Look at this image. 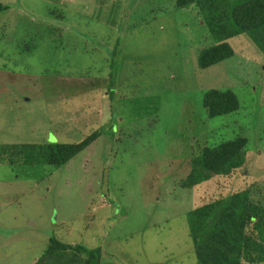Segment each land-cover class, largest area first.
Here are the masks:
<instances>
[{
    "label": "rangeland",
    "instance_id": "374dc122",
    "mask_svg": "<svg viewBox=\"0 0 264 264\" xmlns=\"http://www.w3.org/2000/svg\"><path fill=\"white\" fill-rule=\"evenodd\" d=\"M0 2L14 7L0 12V264H35L52 235L101 248V264H198L189 211L244 189L264 206V55L247 35L200 69L198 51L215 40L174 0ZM111 75L122 101L109 97ZM210 89H233L240 109L208 119ZM120 110L123 142L98 138L59 168L8 158L25 144L78 142ZM239 135L242 167L182 188L193 143Z\"/></svg>",
    "mask_w": 264,
    "mask_h": 264
},
{
    "label": "trees",
    "instance_id": "16d2710c",
    "mask_svg": "<svg viewBox=\"0 0 264 264\" xmlns=\"http://www.w3.org/2000/svg\"><path fill=\"white\" fill-rule=\"evenodd\" d=\"M174 1L175 10L197 9L201 22L208 27L210 35L215 40L214 44L198 51L197 65L200 69H206L234 56L235 50L229 39L242 34L247 35L264 55V0ZM50 7L52 12L59 10L55 4H50ZM12 8H14L12 5L0 2V12ZM148 19L149 17H146L138 24L147 23L150 21ZM152 19H156V16ZM134 27L135 24L132 28ZM115 42L110 58L112 68L120 38ZM107 90L111 101L117 99L122 101L127 97V93H123L122 89L117 91L112 75ZM127 100L131 102L133 99L127 98ZM202 105L206 109L207 118L213 119L237 112L240 109V100L233 89H210L204 92ZM120 114H122L121 110L111 112L107 120H100L95 126L97 128L78 142H48L37 150L39 146L25 144L21 149L26 150H16V153L10 154L8 158L15 162L20 158L18 155L20 154L24 157V165L43 164L55 168L62 167L98 138L107 136L109 142L114 141V136L117 135V142H123L125 139L117 134L118 131H123V125L119 126ZM115 126L120 127L117 132L113 131ZM194 144L199 146L196 148ZM248 144V138L243 135L224 140L215 146L205 142L200 147L199 142L193 143L189 154L190 169L181 181L182 188H195L214 176L233 174L244 165ZM7 150L8 148H2L1 151L7 152ZM34 151L36 152L33 153ZM43 159L45 163L40 161ZM188 228L198 264L264 262V206L251 200L249 189L205 203L189 211ZM81 254L85 257H79ZM35 264H101V248L91 249L80 244L68 243L52 235Z\"/></svg>",
    "mask_w": 264,
    "mask_h": 264
}]
</instances>
